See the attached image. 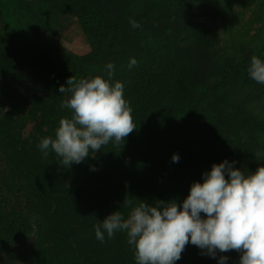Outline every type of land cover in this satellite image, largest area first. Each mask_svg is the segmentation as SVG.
Listing matches in <instances>:
<instances>
[{
  "label": "trees",
  "instance_id": "obj_1",
  "mask_svg": "<svg viewBox=\"0 0 264 264\" xmlns=\"http://www.w3.org/2000/svg\"><path fill=\"white\" fill-rule=\"evenodd\" d=\"M79 1L0 0V264H136L126 233L101 243L94 226L115 211L127 217L129 201L132 206L141 201L181 204L191 185L203 182V173L227 159L221 138L205 131L211 108L196 102L175 122L162 110L171 101L175 74L142 55L130 71L135 53L125 29L100 15L87 13L82 19L92 52L76 58L79 72L53 68L48 36L54 15ZM109 62L115 65L113 80L124 83L136 126L125 141L110 142L71 167L60 165L54 152L45 157L40 149L28 150L21 132L29 120H40V143L55 138L61 118L71 116L60 107L70 94L59 87L70 78L104 75ZM227 71L224 64L222 78ZM32 79L41 86L40 96L20 91ZM179 137L183 143L174 148ZM173 154L179 162L172 161ZM238 254L218 255L238 264ZM176 264H218V258L188 244Z\"/></svg>",
  "mask_w": 264,
  "mask_h": 264
},
{
  "label": "rangeland",
  "instance_id": "obj_2",
  "mask_svg": "<svg viewBox=\"0 0 264 264\" xmlns=\"http://www.w3.org/2000/svg\"><path fill=\"white\" fill-rule=\"evenodd\" d=\"M87 13L125 29L135 53L130 58L142 55L141 59L175 74L171 101L162 106L175 122L196 102L210 107L205 131L221 138L227 160L235 161V168L246 175L264 164V84L247 73L252 56L264 59V0H80L54 15L48 36L53 68L79 72L76 58L92 52L81 24ZM130 18L140 27L133 28ZM224 64L228 71L222 78ZM20 91L42 93L33 79ZM39 130L37 119L29 120L21 132L25 147L33 153L39 150ZM182 143L179 137L172 146Z\"/></svg>",
  "mask_w": 264,
  "mask_h": 264
},
{
  "label": "clouds",
  "instance_id": "obj_3",
  "mask_svg": "<svg viewBox=\"0 0 264 264\" xmlns=\"http://www.w3.org/2000/svg\"><path fill=\"white\" fill-rule=\"evenodd\" d=\"M129 23L140 27L134 19ZM137 65L130 58L128 69ZM247 73L264 84V59L252 56ZM114 75L115 65L109 62L104 75L70 78L67 86L59 87L60 93L70 94L60 107L69 109L71 116L61 118L55 138L41 139L37 147L45 157L54 152L61 158L60 165L71 167L110 142L125 141L136 129L124 83L114 81ZM172 161L179 162V155L173 154ZM235 163L226 159L213 164L202 174L203 182H194L179 205L141 201L132 206L129 201L127 217L115 211L94 226L95 239L104 243L117 232L126 233L136 264H176L188 244L218 258V264L229 260L219 253L233 250L240 254L238 264H264V164L246 175Z\"/></svg>",
  "mask_w": 264,
  "mask_h": 264
}]
</instances>
